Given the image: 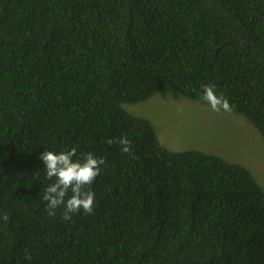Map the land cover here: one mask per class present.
Listing matches in <instances>:
<instances>
[{"label":"trees","instance_id":"1","mask_svg":"<svg viewBox=\"0 0 264 264\" xmlns=\"http://www.w3.org/2000/svg\"><path fill=\"white\" fill-rule=\"evenodd\" d=\"M206 84L264 142V0H0V264H264L251 171L128 108ZM72 147L105 164L66 221L38 157Z\"/></svg>","mask_w":264,"mask_h":264},{"label":"rangeland","instance_id":"2","mask_svg":"<svg viewBox=\"0 0 264 264\" xmlns=\"http://www.w3.org/2000/svg\"><path fill=\"white\" fill-rule=\"evenodd\" d=\"M128 108L148 116L158 138L170 148L198 149L241 163L264 188V142L243 119L171 91L155 93Z\"/></svg>","mask_w":264,"mask_h":264},{"label":"clouds","instance_id":"3","mask_svg":"<svg viewBox=\"0 0 264 264\" xmlns=\"http://www.w3.org/2000/svg\"><path fill=\"white\" fill-rule=\"evenodd\" d=\"M202 99L208 102L214 111H219L222 107L230 111V104L223 96L216 95L214 85H203ZM113 143L112 140L108 141ZM118 143L121 145L123 153L132 154L131 141L127 136H121ZM77 149L55 152L45 150L38 159L43 162L46 169V176L54 182L43 189V201L46 202L47 215L55 216L56 210L63 206L62 219L70 220L73 213L81 210L85 214L94 212L95 193L85 186L93 184L99 175L100 166L105 164L103 157H96L91 152L85 153L81 158L76 157ZM69 190L71 195L68 196ZM68 197L67 199H65ZM5 219L7 217L5 216Z\"/></svg>","mask_w":264,"mask_h":264}]
</instances>
